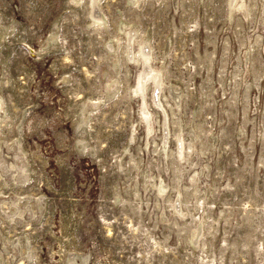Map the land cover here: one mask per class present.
<instances>
[{
  "label": "rangeland",
  "instance_id": "1",
  "mask_svg": "<svg viewBox=\"0 0 264 264\" xmlns=\"http://www.w3.org/2000/svg\"><path fill=\"white\" fill-rule=\"evenodd\" d=\"M132 1L0 0V152L27 171L0 164V209L16 200L24 213L14 223L0 210V264H264V0L232 17L228 0ZM125 29L182 94L170 129L199 135V193L193 171H178L175 137L165 157L143 124L132 135L138 66ZM81 110L101 150L76 167L58 155L60 129ZM161 180L163 200L149 187Z\"/></svg>",
  "mask_w": 264,
  "mask_h": 264
},
{
  "label": "clouds",
  "instance_id": "2",
  "mask_svg": "<svg viewBox=\"0 0 264 264\" xmlns=\"http://www.w3.org/2000/svg\"><path fill=\"white\" fill-rule=\"evenodd\" d=\"M70 2H77V0H70ZM80 4L84 3V0H78ZM47 3V0H39L40 7L43 8ZM251 3V0H249ZM229 5L231 11L237 10L235 0H229ZM244 7V0H240V8ZM231 14V12H230ZM264 14V12H262ZM136 64L138 66V82H139V90L135 91V94L138 96L140 103L138 105V115L140 117L139 120L132 122V135L135 137L137 128L139 124H143L149 131V135H154L156 131L159 130H167L169 124V113L166 110L168 108L167 100L163 96V92L165 89L164 82V74L158 72L153 69L151 66V61L148 63H144L143 59L137 58ZM133 90H129L127 94V98H130ZM103 101H99L102 103ZM88 105H84V108H87ZM155 109V111H153ZM3 111L2 101H0V112ZM163 114V120L161 121L160 115ZM60 131L63 133L64 137V148L67 151L63 153H58L59 156L67 157L69 161L73 156H75L76 167H81L83 164V157L91 154L92 158H95L96 155L100 152V140L97 139L94 141L95 147H89L93 141L91 140V124L84 119L83 110H81L80 117L78 118V122L72 123L68 122L66 126L62 127ZM167 134V133H166ZM88 137L89 139H85ZM178 143L181 145V149L183 148V142L177 137ZM158 152H166L167 144L164 143L161 145ZM181 159H183V155L181 153ZM73 168V171L76 169ZM10 171L17 172L16 169H10ZM18 175H27L26 169H22L17 172ZM15 178V177H14ZM176 188H172L173 191H178V182ZM149 187L153 190L156 196L163 200L166 192L169 190V185H165L163 181H161L158 185L155 183H149ZM177 200H179V196H177ZM168 207L174 213H176V203H169Z\"/></svg>",
  "mask_w": 264,
  "mask_h": 264
},
{
  "label": "bare ground",
  "instance_id": "3",
  "mask_svg": "<svg viewBox=\"0 0 264 264\" xmlns=\"http://www.w3.org/2000/svg\"><path fill=\"white\" fill-rule=\"evenodd\" d=\"M97 1L98 0H91V4H92V7H93V8L92 7L91 8H92L93 11L95 10V7L97 5ZM132 3L134 4L135 7L140 6L139 5L140 4V1L139 0H133ZM235 4H236V7H237V10L231 11L230 5H229V0H228L229 14L231 12L230 17H232L233 13H236V12H239V11H242L243 13H246L248 11V6H247L245 0H244V7L243 8H240V0H235ZM262 5H263L262 12H264V4H262ZM92 21L94 22L93 24H96V26L105 25V23L103 22L102 17H99V16L97 17L94 14H92ZM136 32L137 31L131 30V29H125V31H124V34L126 36V41H125L126 42V50H125V53L127 54L128 61L130 63H132V64H136L137 58L143 59L144 63H148L149 61H151V66L153 67V69L156 70V71H158V72L163 73L162 72V68H157V67H154L152 65L154 59H153V56H152V53H151V48L146 43L145 38L136 37ZM141 35H142V33H141ZM262 42H264V40ZM109 47H110V49L113 52H115V48L112 45H109ZM136 47H138L137 50H136ZM166 87L168 89V93H166V91H165ZM139 88H140V86H139V82H138V78H137V82L135 83V86L133 87V92L135 93V91L136 90H139ZM165 89H164V92H163V96L167 100L168 108L171 109L170 110L171 111V114L173 116H176L175 110L173 111L172 109H173V106H175V108L177 109V111H179V109H180L181 106H180L179 103H177L178 100L176 102V99H178L182 94H181V92L178 91L179 88L177 89V87H173V86L168 87L167 84H165ZM173 93H176L177 96L175 97ZM169 100H171L173 104H171ZM179 102H180V100H179ZM168 108L166 109L167 111H168ZM153 111H155V109ZM168 113H169V111H168ZM160 119H161V121L163 120V114L160 115ZM172 123H173L174 126H178V128H183V127H181L179 125V123H177L175 121H173ZM146 132L149 134V131H148L147 128H146ZM184 132H185V135H184L185 137H182L181 135H179L178 134V130H175V132H173V134H171V129H170V114H169V124H168L167 130H166V133L167 134L165 133V130H159V134L156 135V132H155L154 135H150V136H152V142L154 144L153 145L154 146V152L155 153H158L161 156L164 155L165 157H168L169 156V153L172 152V149H171V139L173 137H175V141H176V144L174 145L175 146V150L173 151L174 153L173 152L172 153L174 154V157L177 156V157H175V159L177 158V164L179 165L178 171L179 172H184L185 169L186 170L193 171V173L195 174L196 178L194 179V177H190L189 179H190V181H192L195 184V193H199V191H198L199 185H196V182L198 180H200L201 175L203 176V169H204V167L200 166L198 170L196 169V167L199 166V164H197V161L194 160V156L199 157L201 154H203V150H201V148L198 149L196 147V144L198 142H200V145H202V143H201V141L199 139V135L198 134L192 133V131H190V130L189 131H185L184 130ZM184 132H183V134H184ZM178 136H179V139L183 142V148L182 149H181L180 143H178V140H177V137ZM186 136H188V137H186ZM164 143L167 144V151L166 152H158L157 150L160 149V147H161L160 145L161 144H164ZM11 146L12 145H10V147ZM12 147L15 148L14 146H12ZM15 149H14V151H15ZM2 153L3 152L1 151L0 152V164H4V166H1V169H2L1 171L3 173H8V174L13 175L16 172L10 171V169H16V165L17 164L10 163L7 166V164H6L7 162L3 158ZM181 153L183 155V159H181ZM178 165H176V166H178ZM24 167H25V165L23 163L22 165H20V168L19 169L22 170V169H24ZM19 169H16V170L18 171ZM199 170H200V173H199ZM0 176H1V174H0ZM25 178H26V176H25ZM22 179L23 178H21V180ZM179 180H180V177L178 176L177 177V182ZM13 181L15 183H18L17 178H13ZM19 182H20V184H23L24 183L23 180L22 181H19ZM157 183L158 182H156V184ZM163 183L165 184V182H163ZM4 184H5V182H4ZM179 185H180V183H179ZM200 194H201V192H200ZM199 200H200V198H199ZM2 204L3 205L1 206L2 208L0 210H1V212L5 213L6 217L11 222L16 223V222H18L17 221L18 219L23 218L22 215L24 213L22 212V210L20 209V207H18L16 200H11V202H10V204H12V206H13L12 209H7L6 208L5 210H3V206H5L6 203H2ZM176 213L182 215L183 214V211L182 210H179L176 207ZM200 234H201V230H199L197 233H195L193 235V237H192V243L193 244H196V245L198 244ZM14 249H15V252L17 254H19V253H23V254L26 253L25 250H23V249L20 248V246H17L16 245V247ZM2 254H3V252L0 251V259H3V255ZM71 259H74V258L71 257ZM2 262H3V260H2ZM2 262H0V263H2Z\"/></svg>",
  "mask_w": 264,
  "mask_h": 264
}]
</instances>
